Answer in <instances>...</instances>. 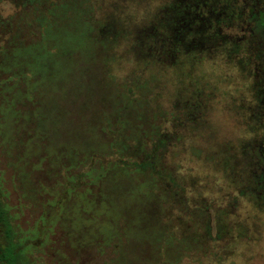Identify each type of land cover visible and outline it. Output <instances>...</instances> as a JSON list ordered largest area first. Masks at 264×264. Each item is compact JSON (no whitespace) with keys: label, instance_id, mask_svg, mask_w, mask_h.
<instances>
[{"label":"rangeland","instance_id":"374dc122","mask_svg":"<svg viewBox=\"0 0 264 264\" xmlns=\"http://www.w3.org/2000/svg\"><path fill=\"white\" fill-rule=\"evenodd\" d=\"M4 1L0 193L21 246L42 226V244L24 249L27 263L219 264L202 227L181 221L157 181L120 159L133 160L138 142L171 126L179 92L190 99L204 88L205 109L167 168L193 186L195 201L225 206L236 187L221 155L262 133H249L238 110L252 103L248 82L221 56L177 70L136 56V36L155 28L168 0H61L49 23L52 0H36L39 8ZM243 27L226 33L242 37ZM227 222L245 226L246 237L234 241L231 231L221 264H264V212L242 199Z\"/></svg>","mask_w":264,"mask_h":264},{"label":"trees","instance_id":"16d2710c","mask_svg":"<svg viewBox=\"0 0 264 264\" xmlns=\"http://www.w3.org/2000/svg\"><path fill=\"white\" fill-rule=\"evenodd\" d=\"M249 1L252 2L168 0L152 20L155 28L141 29L133 44L138 58L145 57L149 66L160 69H181L185 60L191 63L189 68L192 69L203 60H215L221 56L248 82L252 103L239 106L238 110L241 116L246 115L244 127L249 133H262L248 142L247 147L242 145L231 154L221 155L224 158L221 168L236 187L234 196H229L230 202L225 206L218 207L214 200L206 198L195 201L188 196V190L193 186L167 168L170 152L178 147L189 126L195 128L200 112L205 109L204 88L195 92L196 95L192 94L190 99V94L185 93L188 96L185 97L179 92L168 111L173 117L171 126L161 128L149 140L138 142L133 160L120 159L124 167L151 175L157 181L170 205L180 211L181 221L186 219L202 227V239L214 244L219 264L223 262L220 254L233 246L222 243L231 231L237 233L234 241L246 237L245 226L229 228L227 222V218L239 210L241 200H248L257 210L264 212V3ZM4 2H12L18 8L31 7L34 3V8H39L36 0ZM62 4L61 0L49 2L43 12L48 23ZM242 24V37L233 38L226 33ZM7 27L10 23L8 26L2 23L0 29Z\"/></svg>","mask_w":264,"mask_h":264},{"label":"flooded vegetation","instance_id":"af4514ba","mask_svg":"<svg viewBox=\"0 0 264 264\" xmlns=\"http://www.w3.org/2000/svg\"><path fill=\"white\" fill-rule=\"evenodd\" d=\"M264 3V0H257ZM40 223V221H39ZM38 223L37 230L41 236L21 246L15 224L12 221V213L6 209L0 193V264H28L27 258L23 256L24 249L29 247L38 248L43 241L42 226Z\"/></svg>","mask_w":264,"mask_h":264}]
</instances>
